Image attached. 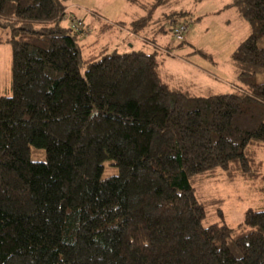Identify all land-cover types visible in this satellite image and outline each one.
<instances>
[{"label": "trees", "instance_id": "trees-1", "mask_svg": "<svg viewBox=\"0 0 264 264\" xmlns=\"http://www.w3.org/2000/svg\"><path fill=\"white\" fill-rule=\"evenodd\" d=\"M128 1L147 11L139 34L169 0ZM230 5L252 28L232 54L242 84L192 96L162 80L155 53L84 54L64 0H0L13 90L0 96V264H264V209L205 226L193 183L264 189V0ZM109 158L119 172L101 178Z\"/></svg>", "mask_w": 264, "mask_h": 264}, {"label": "rangeland", "instance_id": "rangeland-1", "mask_svg": "<svg viewBox=\"0 0 264 264\" xmlns=\"http://www.w3.org/2000/svg\"><path fill=\"white\" fill-rule=\"evenodd\" d=\"M64 1L71 8L69 14L81 19L89 32L79 39L85 45L84 54L101 50H105V54L137 50L155 53L162 80L192 96L226 93L242 84L232 54L252 33V28L238 8L230 5L233 0H169L152 10L150 21L141 26L139 34L129 30L131 22L147 11L128 0ZM172 11L188 12L176 22L189 23L183 40H177L173 35V18L165 19ZM84 16H88L93 28L87 25ZM67 22L69 26L68 20H64L62 26H67ZM104 24L110 27L101 31ZM162 24L166 27L164 31L160 29ZM153 28L156 30L152 31ZM4 32L0 26V36ZM260 45L264 46V39ZM257 80L264 82V73L258 75ZM12 93V46L1 42L0 96ZM259 153L264 159V146ZM31 157L44 161L46 151L32 146ZM104 165L101 178L118 174L112 159H106ZM193 183L207 213L203 220L205 226L220 223L236 227L246 220L249 211L264 209V189L261 190L258 183L243 178L231 181L223 175L200 177Z\"/></svg>", "mask_w": 264, "mask_h": 264}, {"label": "built area", "instance_id": "built-area-1", "mask_svg": "<svg viewBox=\"0 0 264 264\" xmlns=\"http://www.w3.org/2000/svg\"><path fill=\"white\" fill-rule=\"evenodd\" d=\"M69 22H70V26L75 28V29H82L85 30V24L83 23V21L79 18H77L74 15H70L69 17ZM189 29V25L185 22H179V23H175L171 30L173 31V35L177 40H183L185 39V35L187 33ZM85 34H88V30L86 29L84 31Z\"/></svg>", "mask_w": 264, "mask_h": 264}, {"label": "crops", "instance_id": "crops-1", "mask_svg": "<svg viewBox=\"0 0 264 264\" xmlns=\"http://www.w3.org/2000/svg\"><path fill=\"white\" fill-rule=\"evenodd\" d=\"M68 13L69 12H71L72 13V11H71V8L69 7L68 8V11H67ZM82 18H84L85 19V21H86V23H87V25L88 26H90V27H92L93 28V23L91 22V21H89L90 19H88V16H84V17H82ZM65 21H67V20H65ZM67 25H68V22H67ZM130 30V29H129ZM85 36H87L86 34H84V36L83 37H85Z\"/></svg>", "mask_w": 264, "mask_h": 264}]
</instances>
